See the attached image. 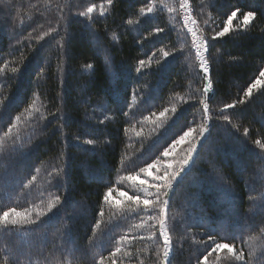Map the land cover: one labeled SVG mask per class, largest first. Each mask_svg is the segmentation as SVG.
<instances>
[{
  "label": "trees",
  "instance_id": "16d2710c",
  "mask_svg": "<svg viewBox=\"0 0 264 264\" xmlns=\"http://www.w3.org/2000/svg\"><path fill=\"white\" fill-rule=\"evenodd\" d=\"M159 1L0 0V215L22 213L16 225L0 223V264H264V150L255 143H264V84L244 96L264 70V0H187L209 38L207 94L167 11L143 13ZM91 5L90 18L79 16ZM236 9L240 21L255 16L213 40ZM177 97L168 127L134 137L130 127ZM199 119L206 136L171 195L165 262L161 235L135 226L145 213L112 209L104 193H131L120 177L151 164ZM209 236L245 260H215Z\"/></svg>",
  "mask_w": 264,
  "mask_h": 264
},
{
  "label": "rangeland",
  "instance_id": "374dc122",
  "mask_svg": "<svg viewBox=\"0 0 264 264\" xmlns=\"http://www.w3.org/2000/svg\"><path fill=\"white\" fill-rule=\"evenodd\" d=\"M188 4L189 3L187 0H161L159 2L153 3L149 8L143 10V13L145 15H153L156 12L161 11L163 9L166 10L167 13L170 15V17L172 18V20L170 21L171 25L173 27H176L177 30L181 33L182 38L184 39V42H186L188 39V45H190L191 49L195 51L194 55H195L196 61L199 67H201V60L205 57L206 39L209 40V38L207 36H204V34L200 31V29L196 25V21L193 17L192 12L189 9ZM108 7H109L108 4L101 3V4H98L95 8L100 14L101 11L103 12L106 11ZM149 9H151V11H149ZM234 21H238V22L236 23ZM241 23L242 21L238 20L237 16L234 17L233 20L230 22V31L236 30L239 24ZM202 73L204 74L203 70H202ZM263 84L264 83H262L261 85ZM183 101L184 99H182L181 97L175 98L172 101V103L169 104V106H167L166 108H164L163 111L160 112V113L162 112L164 113L163 116H161L160 113L150 114L149 118H144V120H142L140 124L133 125L134 129L133 127H130L129 129L133 130L134 137L152 138L158 133V131L162 127L163 128L168 127L169 124L173 121V119L176 118L175 117L176 111L180 107V103H182ZM173 109H175L176 111L174 112ZM204 120L208 122V117H206ZM189 128H192L194 130L191 136L185 141H182L179 145H177L175 148V151L170 152L168 156L163 155V152H164L163 150V152L160 155H158V157L155 160V161L158 160L159 163L156 164L154 168L149 169L148 174L142 173L139 170L136 173H131V174H128L127 176L123 175L120 177V182L123 181L125 184V187H127V189L131 191V193L127 192L126 189H123V190L119 189L115 193L109 194L110 195L109 202L111 203V205L109 206L112 209L117 210L123 206V209H131L133 211L140 210L142 213H145L142 220L138 222L137 224H135L136 227H139L141 229L144 228L145 231L154 230L160 234V226H159L160 221H159V216L157 214V211L148 212L145 210L144 205L142 204L136 205L135 203L128 201L127 196H138L141 200L146 199V198H152V193L154 192V190H149L146 192L144 190V185L141 184V181H145V184H150L152 183L153 176L157 175L158 173L163 172L164 166L172 164L173 167H177L176 162L179 161L187 153V151L191 147V144L194 142L193 137H196L200 133L201 129H204L203 137L206 136V129L204 128V124L201 123V119H199L197 124L190 126ZM203 137L201 139H203ZM178 138H175L174 140ZM19 141H20V136H17L16 143L18 144ZM172 142L169 145H171ZM169 145L167 147H169ZM129 176H133L135 177V179L134 180L127 179V177ZM121 192L126 193V196L121 197L120 196ZM21 217H16V219L20 220ZM130 226L132 227L131 224ZM128 231L134 232L133 228ZM161 243H163L162 236H161ZM214 249L215 247L210 251L209 254L213 253L215 256V260L217 261L225 257V256H221L223 254L228 257H231V255L236 254L234 248H233L232 253H229L226 249H215V250ZM163 251H164V246L162 245L161 258L164 260ZM164 261L167 262V260H164ZM201 264H210V263L207 260H203Z\"/></svg>",
  "mask_w": 264,
  "mask_h": 264
},
{
  "label": "snow or ice",
  "instance_id": "6c2138e0",
  "mask_svg": "<svg viewBox=\"0 0 264 264\" xmlns=\"http://www.w3.org/2000/svg\"><path fill=\"white\" fill-rule=\"evenodd\" d=\"M108 3L111 4V0H108ZM94 5L89 6L86 11H81L79 13V16L81 17H91V14L94 10ZM143 11V10H142ZM151 11V9H149ZM239 9H236L231 12L230 15H228L227 20L224 21L223 30L218 31L215 33V36L213 37V40L219 37H224L229 31H230V22L233 20L234 17L237 16V13L239 12ZM101 15H104V12L101 11ZM255 16V13L252 11H247L243 13L242 23L244 25H248L250 20H252ZM131 23V22H130ZM158 31H161L158 29ZM207 42L205 43V53L207 52ZM168 53H165V56H167ZM143 61L140 62L141 65H143ZM88 68H92L93 66L91 64L87 65ZM201 68L205 74L206 78V84H205V93L207 94L208 91L213 89V84L210 78V65L208 63V58L205 55V57L201 60ZM15 71V69H14ZM136 71L139 73L141 71L140 67H137ZM264 70L260 71L259 78H257L253 83L249 84L248 87L244 90V96L251 97L252 92L254 88H257L259 85L264 83ZM240 103H245L243 99L239 101ZM235 104H225L224 108H234ZM205 110L207 111V105H205ZM175 112L176 110L173 109ZM161 116L164 115V113H160ZM19 119V117H17ZM225 120H228V116H224ZM193 129L189 128L188 131H185L182 136H179L178 139L174 140L169 147L164 149L163 155L168 156L170 152L175 151V148L177 145H179L182 141H185L188 139L191 134L193 133ZM245 135L248 134V129H245ZM204 135V129L200 130V133L193 137V143L191 144V147L187 151V153L179 160L177 161V167H173L172 164H169L167 166L163 167V172L158 173L157 175L153 176L152 183L145 184V181H141V184L144 185V190L147 192L149 190H154L152 193V198H146L141 200L138 196H127V200L135 203L136 205H144L145 210L148 212L157 211V214L159 216L160 221V235L163 237V257L164 260H168L170 251L172 248V241L169 236V229L167 226V210L170 207L171 204V195L173 191L175 190L177 184H179L184 177L190 172L192 166L195 164V159L199 155V147L202 145V137ZM85 144L92 145L94 142L92 140H85ZM255 143L259 146L260 149L264 150V143H262L260 140L255 141ZM264 158V157H262ZM159 161H153V163L148 164L146 167L141 168L140 172L148 174L149 169L154 168L156 164H158ZM217 178L224 182L226 178L219 174V171L217 170ZM129 180H134L135 177L129 176L127 177ZM222 191L225 193V195L229 196V198H233L231 194V189L227 186H222ZM113 192L112 188H108V190L104 193V200L109 201L110 200V193ZM121 197H125L126 193L121 192ZM60 197L57 196L55 198V203H50L48 205V211L51 212L53 208H55L58 204H60ZM40 215H44L41 213ZM22 214L20 212H17L15 209H9L8 211L3 212L2 215H0V223L4 224H12L16 225L20 223V220L16 219V217H21ZM24 222L26 223H36L35 220H29L27 217H25ZM153 237L149 236L147 239H152ZM121 239H124L123 237ZM209 240L212 241L215 244V249H226L229 253L233 252V247L227 243H215V239L212 236H209ZM214 249V250H215ZM119 251V249H117ZM236 259L238 261H244L245 260V254L243 251H240L239 253L235 254ZM103 258H101V264H102Z\"/></svg>",
  "mask_w": 264,
  "mask_h": 264
}]
</instances>
